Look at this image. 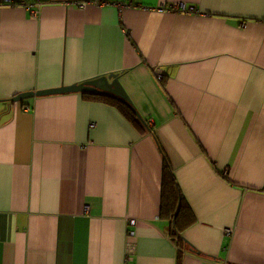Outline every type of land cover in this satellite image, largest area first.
Segmentation results:
<instances>
[{
  "label": "crops",
  "instance_id": "obj_1",
  "mask_svg": "<svg viewBox=\"0 0 264 264\" xmlns=\"http://www.w3.org/2000/svg\"><path fill=\"white\" fill-rule=\"evenodd\" d=\"M77 1L0 4V264H264V0Z\"/></svg>",
  "mask_w": 264,
  "mask_h": 264
},
{
  "label": "water",
  "instance_id": "obj_2",
  "mask_svg": "<svg viewBox=\"0 0 264 264\" xmlns=\"http://www.w3.org/2000/svg\"><path fill=\"white\" fill-rule=\"evenodd\" d=\"M91 93L103 96H108L120 101L126 107L133 111L139 121L143 124L144 121L135 112L130 99L123 90L122 86L118 81V74L110 72L105 75L97 76L80 83H74L67 86H60L56 88L41 89L33 92H24L9 98V101H20L23 99L31 98L33 96L51 95L58 93Z\"/></svg>",
  "mask_w": 264,
  "mask_h": 264
},
{
  "label": "trees",
  "instance_id": "obj_3",
  "mask_svg": "<svg viewBox=\"0 0 264 264\" xmlns=\"http://www.w3.org/2000/svg\"><path fill=\"white\" fill-rule=\"evenodd\" d=\"M82 95L84 96H89L90 98H94V99H98V100H102L106 103H109L111 105H114L116 107H119L121 108L125 114L128 116V118L134 123V124H137L135 118H134V115L130 112L129 108L126 107L124 104H122L120 101L114 99V98H111V97H106V96H101V95H98V94H88V93H82ZM138 125V124H137ZM163 184L164 185H169L170 188H172L175 184V181H174V178L172 176V173H171V168H170V165L168 163V161L166 159H164V162H163ZM182 208V206L180 205V209Z\"/></svg>",
  "mask_w": 264,
  "mask_h": 264
},
{
  "label": "built area",
  "instance_id": "obj_4",
  "mask_svg": "<svg viewBox=\"0 0 264 264\" xmlns=\"http://www.w3.org/2000/svg\"><path fill=\"white\" fill-rule=\"evenodd\" d=\"M97 0H86V1H77V2H75L79 7H85V5H86V3L87 2H96ZM11 2V0H0V4H7V3H10ZM25 5V4H24ZM162 6L163 5H160V8L162 9ZM179 7L180 8H184L182 5H179ZM31 13H32V15H35V13H36V10H31L30 11ZM156 76L158 77V78H161V73L160 72H156ZM149 123L151 122V121H148ZM128 234H130L131 236L132 235H134V231H132V230H130L129 231V233ZM125 260H126V258H125Z\"/></svg>",
  "mask_w": 264,
  "mask_h": 264
}]
</instances>
